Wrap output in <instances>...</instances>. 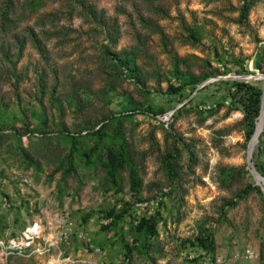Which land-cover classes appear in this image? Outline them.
I'll return each mask as SVG.
<instances>
[{"label":"rangeland","instance_id":"374dc122","mask_svg":"<svg viewBox=\"0 0 264 264\" xmlns=\"http://www.w3.org/2000/svg\"><path fill=\"white\" fill-rule=\"evenodd\" d=\"M79 1L101 10L109 31L75 0H43L36 12L21 7L14 28L0 32V237L39 220L49 232L71 227L59 248L80 260L74 264H212L215 254L230 259L246 247L258 254L252 264H264L263 202L254 189L243 193L248 186L264 193L247 161L264 97V78L254 75L264 74V0H247L244 17L245 0ZM103 47L130 53L143 83L124 75ZM176 64L180 72L215 75L174 94ZM235 80L260 90L248 141ZM108 116L120 117L141 179L139 200L130 195L127 169L120 191L99 162L85 166L73 154L65 171V134H86ZM81 135L82 151L94 139ZM260 135L264 143V124ZM255 161L264 165V144ZM124 202L127 215L103 229L101 212H118ZM150 217L156 233L143 245L135 225ZM204 227L213 253L187 243ZM0 264L50 263L13 255Z\"/></svg>","mask_w":264,"mask_h":264},{"label":"trees","instance_id":"16d2710c","mask_svg":"<svg viewBox=\"0 0 264 264\" xmlns=\"http://www.w3.org/2000/svg\"><path fill=\"white\" fill-rule=\"evenodd\" d=\"M77 1L78 5L84 10L86 15L97 22L100 26L105 27L103 18L101 16L102 11L98 10L93 4H89L86 1ZM43 0H22L21 2L14 0H0V32H4L7 29L14 28V24L18 20L16 15H19V9L26 7L30 12H36L42 6ZM251 3L247 0L244 1L240 15L244 17L247 14V11ZM25 9V8H24ZM48 16H52V13H48ZM21 17V15L19 16ZM105 31H109V27H105ZM192 38H197V33L191 31ZM23 46V41H19L18 49H21ZM102 52L107 56L108 59L114 61L122 70L124 75L128 78L133 79L134 82L138 85L143 83L140 70L136 65L135 59L131 56L130 53L118 54L111 52L107 47L102 48ZM255 67L260 68L258 63L255 62ZM176 69L173 72L174 77L178 81L177 86L169 85V89L172 90V93L176 94L183 89L195 88L196 85L202 80L215 75L214 72L209 74H204L202 76H197L192 72H180L175 65ZM239 71V70H238ZM245 70L240 69L239 73L244 72ZM217 74H220L217 72ZM232 87L235 88V91L242 92L244 101H242V109L244 112L243 122L245 124L246 132V141L250 139L254 132L255 128V119L258 116L260 108V90L244 81H231ZM132 110V109H131ZM102 120L98 126H93L91 131L86 134H82L78 131L75 133H66V139L69 142V154L67 155V167L66 172L72 171V155L77 154L84 160L85 166L93 165L96 162L104 168L106 173V179L109 181L110 186L114 190L120 191L122 189L121 184V172L125 169L128 170V187L129 192L132 198L139 200L141 179L139 177L138 171L132 162L131 151L129 149V144L124 134L120 130V117L108 116ZM110 122H113L114 125L112 128H109ZM91 136L94 139V142L87 149H80V138L79 136ZM263 135V134H262ZM262 135L259 137L258 144L252 153L253 158L259 157L263 152V142ZM258 172L264 177V165L254 162ZM256 190L262 199L263 208H264V193L260 188L254 186H248L243 189V193H248L251 190ZM125 206L117 212L114 208H109L101 212V218L105 219L107 222L102 226L105 230L114 229L117 226V223L127 215V206H130L129 202H124ZM137 233L142 235L143 245L148 244V240L151 236L156 233V224L153 221V218H142L136 225ZM187 243L191 245H197L202 249L213 253L215 250V240L210 228L204 227L201 228V231L195 235L192 239H188ZM214 259V258H213Z\"/></svg>","mask_w":264,"mask_h":264},{"label":"built area","instance_id":"2783aa9c","mask_svg":"<svg viewBox=\"0 0 264 264\" xmlns=\"http://www.w3.org/2000/svg\"><path fill=\"white\" fill-rule=\"evenodd\" d=\"M20 182L27 187L32 183L29 177L18 176ZM69 225H71L69 223ZM71 233V227L62 231H46L44 225L35 220L25 226L21 231L0 237V260L9 256L18 255L24 257H44L50 264H74L79 259L65 255L59 248V243L64 242ZM258 258V254L251 248L246 247L232 252L230 259L222 254H215L212 264H252ZM82 264H92L91 261H83Z\"/></svg>","mask_w":264,"mask_h":264},{"label":"bare ground","instance_id":"6f19581e","mask_svg":"<svg viewBox=\"0 0 264 264\" xmlns=\"http://www.w3.org/2000/svg\"><path fill=\"white\" fill-rule=\"evenodd\" d=\"M264 124V97H263V100H262V104H261V110H260V114L256 120V128H255V133L253 135V138L252 140L250 141L249 143V150H252L254 148V144L256 143V140H257V137H258V134L262 128ZM254 145V146H253ZM254 172V171H253ZM256 173V172H255ZM259 178V177H258Z\"/></svg>","mask_w":264,"mask_h":264},{"label":"water","instance_id":"95a60500","mask_svg":"<svg viewBox=\"0 0 264 264\" xmlns=\"http://www.w3.org/2000/svg\"><path fill=\"white\" fill-rule=\"evenodd\" d=\"M254 75L257 76V77H259V78H264V74H262V73H255ZM242 77H249V76L242 75ZM258 137H259V136H258ZM257 142H258V138H257V140H256V143H257ZM252 151H253V149H252V150H249V146H248V152H247V161H248V165H250V171L252 172V174H253V171H254V172H256V173L260 176V178L262 179V182H263L262 189L264 190V177H263L259 172H257V170H256L255 167H254V164H252V162H251Z\"/></svg>","mask_w":264,"mask_h":264}]
</instances>
